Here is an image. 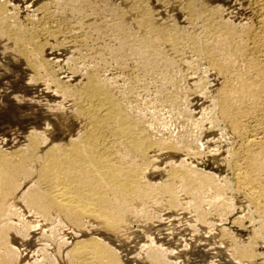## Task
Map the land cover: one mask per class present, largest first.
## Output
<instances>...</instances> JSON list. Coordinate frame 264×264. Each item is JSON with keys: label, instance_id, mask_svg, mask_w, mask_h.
<instances>
[{"label": "rangeland", "instance_id": "rangeland-1", "mask_svg": "<svg viewBox=\"0 0 264 264\" xmlns=\"http://www.w3.org/2000/svg\"><path fill=\"white\" fill-rule=\"evenodd\" d=\"M0 1L5 5L7 16L14 15L11 19L20 23L21 27L29 26V30L39 28V35H42L39 40L47 44L43 57L49 66L40 71L43 74H39L41 77L36 76L23 62L21 64L16 60L18 58L12 55L11 50H7L9 42L0 40V114L4 112L0 115L1 150L13 152L26 148L29 137L35 131L39 141L43 142L40 153L54 143H66L82 135L84 125L75 118L78 109L76 99L72 95L64 96L52 81L58 79L63 86L77 90L82 88L90 75H94L109 90H113V96L153 142L168 146L155 147L149 152L154 166L152 164L145 170L151 183L162 184L167 180L171 167L185 163L188 169L194 167L200 173L211 176L216 184L225 189L216 201L214 185L200 190L199 208L192 201L194 196L181 188L179 183L176 185L177 207L168 204L166 195L152 193L146 200L133 202L125 214L124 226L116 232L106 231L95 221L75 223L56 211L42 216L15 202V215L10 218L15 228L9 237L18 251L17 264H68L67 252L74 243L89 238L104 240L116 248L124 264H264V220L250 199L246 200L248 196L237 188L234 176L236 157L232 155L241 149L243 141L231 125L221 119L219 109L213 107L225 78L219 76L216 69L210 68V62L205 60L207 58L194 52L196 50L188 41L186 32L203 38L206 27L204 18L190 20L184 6L189 0H145V5L152 11V21L173 26L178 32L186 31L180 32L184 40L182 43L179 41L180 47L159 43V49H163L159 51L164 52V56L161 54L160 59L157 58L159 66L154 69L142 65L144 62H139L140 57L121 52L123 33L115 28L122 20L128 25L132 21L131 44H147L142 36L144 31L133 23L140 14L133 4L144 0H132L134 3L131 0H99L106 9V15H110L107 18H104L106 15H93L94 11L86 16L78 14L77 10L70 8V0ZM196 1L198 4L205 2L210 7H221L225 22L235 25L253 23V15L245 0ZM123 10L126 12L123 13ZM202 19L204 27V23L200 22ZM63 20H67L72 29L68 25L67 29L62 27V33L60 29L54 38L42 34L43 27L49 28L51 24L54 27L56 21L62 23ZM46 21L48 25L45 26ZM107 22L109 25H106ZM58 23L55 25H61ZM46 36L49 39L46 40ZM64 111L68 116L64 115ZM23 118L27 123L21 120ZM108 141H112L111 137ZM112 147L120 151L119 156H123L127 166L141 164L135 155H124L118 145ZM32 181L25 182L31 185ZM242 252L247 256H243ZM151 255L162 261H152Z\"/></svg>", "mask_w": 264, "mask_h": 264}, {"label": "bare ground", "instance_id": "bare-ground-1", "mask_svg": "<svg viewBox=\"0 0 264 264\" xmlns=\"http://www.w3.org/2000/svg\"><path fill=\"white\" fill-rule=\"evenodd\" d=\"M245 1L253 15V20H251L253 23H243L244 25L237 23L238 25H235V23L232 24L225 22V19L223 20V12L221 15L223 9L221 10V7H215L216 5L210 7L204 4L205 2L198 4L195 0H189L184 5L185 10L189 13L190 20L195 18L196 20L197 18L205 19V36L200 34V36H203L201 38L198 34V36L194 35L193 32H191L192 34L185 32L188 34L187 38L192 44L191 47L196 50L194 52L204 55L207 58L205 60L210 62V68L213 67V69L217 70V73L219 72V76L225 78V84L223 83V87L219 88L218 92L220 90L221 92L220 95L219 93L217 94L218 98L216 101L214 100L216 103L213 107L219 109L221 119L229 123L231 129L233 128L232 130L242 138L243 145L240 143L242 145L241 149H239L240 147L236 148L239 151L235 155L231 154L232 157H236L233 167L237 188L248 196L246 200L250 199L252 205L256 206V210L261 213L264 220V0ZM132 2L134 3L135 1ZM132 2L129 4H132ZM3 4L0 1V40L6 39L10 44L7 50H11L12 55L18 58L16 60L20 63L23 62L26 68L39 77L42 74L41 72L44 71L42 69H46L48 65L43 57L47 44L40 42L39 37L42 35H39L38 27H36L37 30L36 28H34L35 30H29L31 27L27 26L28 29L24 28L25 25L21 27L18 22L19 26L11 19L14 15L11 17L7 16L6 8ZM134 4L133 6L136 7L140 14H136L139 17L133 23H136L142 32L144 31L142 36L147 44L139 46L134 42L137 45L133 46L131 44L132 39L130 40V35H132L130 33V24L132 21L128 25L125 20H122L115 27L118 32L123 33V38L120 37L121 52L140 57L139 62L142 60L144 62L142 65L146 66V68H158L157 62L160 59L158 57L161 54L164 56V52L160 53L159 51L162 49L161 47L159 49V43H166L174 48L178 45L180 47L179 41H181L180 43L184 41L181 39L183 35L180 34L181 31H175L173 26L171 28L170 25V27H167L162 23H157L160 21H152L150 17L152 11L147 8L145 0L138 2L136 5ZM69 5H71L70 8L72 10H77L78 14L80 13L83 16L88 15L91 11L95 12L93 15L96 14L101 17L106 15V9L104 10L99 0H70ZM133 6L131 5V7ZM45 8H43V11H46ZM66 8L68 9L69 7ZM114 9L116 10L117 8ZM125 12L123 10V13ZM107 15L110 16L109 14ZM107 15L104 18H107ZM78 19L81 20L80 18ZM204 19H202L203 21L200 20V22L204 23ZM63 21L62 23L60 22L61 25L59 26L55 25L58 23L56 21L54 27L51 24L53 22H48L51 27H43L42 34L54 38L62 27L66 26L65 29H67L69 26L67 20ZM193 21L197 23V21ZM71 23H74V21ZM46 24L47 21L45 26ZM93 28L96 29L95 27ZM62 29L60 33H62ZM202 34L204 33L202 32ZM138 36L140 38V35ZM47 39L49 38L47 37ZM209 39L213 42L209 41ZM4 51L6 52V50ZM213 69L211 70L213 71ZM53 78L55 77L53 76ZM97 78L94 75H90L82 88H77V90H71L67 85V87L63 86L58 79L52 81L60 92L62 91L61 93L64 96L72 95L76 99L75 102L78 109L76 111L77 115L75 113V118L81 120L84 125V132L81 131L82 135H77L76 139L66 143H54L43 153H40L41 143L43 142L39 141L38 134L36 135L35 131L29 137V143L27 142L28 146L26 144V148H20L13 152L0 149V264H17L18 251L9 237L12 229L15 228L14 223L10 220L15 215V202H19L34 213L42 216H48L51 212L56 211L75 223L80 224L86 220L95 221L101 224L106 231L116 232L124 226L125 214L132 207L133 202L138 199L146 200L152 193L166 195L168 204L172 207H177L178 192L176 185L178 183L181 188H185V191L194 196L192 201L193 203L195 202L198 208L201 205L199 203L201 202L199 201V193L206 189L207 186H215V201L221 198L223 190H225L223 189L224 186L216 184L211 176L200 173V171L193 169L194 167L188 169L185 163L171 167L168 170L167 180L163 181L164 183L162 182L159 185L151 183L147 176L149 174L145 170L146 167L148 168L153 164L149 152L151 149L163 145L153 142L144 133L139 123L129 116L128 111L124 110L123 104L117 100L115 95L113 96V90H109L107 85ZM34 79L39 78L34 77ZM40 81L42 80L40 79ZM217 110L215 112L218 113ZM9 111L11 112V110ZM8 115L10 114L8 113ZM64 115H67L65 111ZM24 118L21 120L25 121ZM24 123L27 122L25 121ZM109 137L112 139L111 142L108 141ZM45 140L47 141V138ZM113 145H118L124 155H135L141 164L138 166H127L123 156H119L120 151H115V148L112 147ZM30 179H33L31 182L33 184L31 185L26 183ZM237 192L239 194V191ZM118 254V250L113 246L111 247L104 240L89 238L88 240H79L74 243L73 248L67 252V263L124 264L125 262L123 263L119 259ZM241 254L247 256L244 252ZM151 259L157 262L162 261L161 258L156 256H152ZM164 262L167 263L166 261Z\"/></svg>", "mask_w": 264, "mask_h": 264}]
</instances>
